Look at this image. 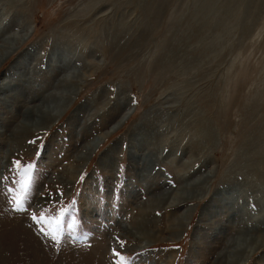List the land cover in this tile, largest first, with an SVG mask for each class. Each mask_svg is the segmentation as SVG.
I'll return each mask as SVG.
<instances>
[{
	"label": "rangeland",
	"instance_id": "obj_1",
	"mask_svg": "<svg viewBox=\"0 0 264 264\" xmlns=\"http://www.w3.org/2000/svg\"><path fill=\"white\" fill-rule=\"evenodd\" d=\"M233 5L218 1L229 28L205 17L196 0H0L3 31L31 29L0 62V82L14 78L0 87V128L26 107L16 97L52 99L59 74L50 58L58 46L78 48L73 58L84 72L49 127L0 138V264H96V245L104 264H117L113 250L125 264H211L243 221L261 213V188L250 186L262 182L252 162L258 144L257 158H264V7L248 28L234 20ZM199 177L194 198L170 204L177 191L191 195L184 185ZM143 220L156 234L152 241L120 228L139 231ZM20 222L44 242L45 255L20 246L12 229ZM168 222L171 229L182 224L181 233L170 236ZM240 264H264V241Z\"/></svg>",
	"mask_w": 264,
	"mask_h": 264
},
{
	"label": "bare ground",
	"instance_id": "obj_2",
	"mask_svg": "<svg viewBox=\"0 0 264 264\" xmlns=\"http://www.w3.org/2000/svg\"><path fill=\"white\" fill-rule=\"evenodd\" d=\"M218 1H211L210 0H196V2L198 3L199 6H201L202 8V13L204 12L205 17L212 19L214 17H217V20H222V24H229L228 26L225 25V27H229L232 26V23L228 21V19L225 18V16H219L218 17V13L219 11H217L219 9L218 7ZM226 2H228V4H235L233 5L234 7V11H233V16H235L234 20L236 19L237 21L240 18H243V23L245 26L248 27L249 23L251 25H253V21L255 19L256 16H254L255 14H258L260 11V8L264 7V0H224ZM235 3H233V2ZM141 2V1H140ZM210 2V3H209ZM220 3V2H219ZM223 3V2H221ZM223 6V4L221 5ZM231 8V7H230ZM229 8V9H230ZM199 9V8H198ZM221 9V8H220ZM200 10V9H199ZM198 10V11H199ZM223 11V10H220ZM229 11V10H228ZM196 12V11H195ZM224 12V11H223ZM222 12V13H223ZM221 13V12H220ZM226 15V14H224ZM243 15H245V17H243ZM203 17V18H205ZM202 18V17H200ZM206 18V19H207ZM229 18V17H228ZM208 20V21H209ZM235 20V21H236ZM212 22V21H211ZM207 24V22H206ZM209 24V23H208ZM215 24V23H214ZM241 24V23H240ZM239 24V25H240ZM204 25V24H203ZM210 25V24H209ZM219 25V24H218ZM234 25V23H233ZM220 26V25H219ZM204 27V26H203ZM214 27V26H213ZM216 27V26H215ZM243 27V26H242ZM4 27H0V62H2V60H4L8 54H10L12 51H15V49L17 48L18 44H20L23 40L26 39L28 32L31 30L28 27L27 28H22L20 30H16L17 32H6V28L5 31H3ZM221 28V27H219ZM246 28V27H244ZM249 28V27H248ZM29 29V30H28ZM222 29V28H221ZM227 29V28H226ZM243 29V28H242ZM110 30V29H109ZM108 30V31H109ZM215 29V32H217ZM224 30V29H222ZM246 30V29H245ZM116 32V31H115ZM209 32V30H208ZM221 32V30H220ZM223 32V31H222ZM31 33V32H30ZM102 33V32H101ZM114 33V32H113ZM212 33V32H211ZM106 34V33H105ZM110 34V33H109ZM219 34V33H218ZM107 37L110 38V40H115L117 39V35H113V34H106ZM215 35V34H214ZM221 35V34H220ZM211 37V36H210ZM216 37V36H215ZM101 38V37H100ZM212 38H210L211 40ZM215 39V38H213ZM118 40V39H117ZM77 41V40H76ZM214 42V41H213ZM217 44V43H216ZM213 47V46H212ZM216 47V46H215ZM81 48V47H80ZM31 49V48H30ZM76 49L78 48H73L69 46V43L67 42L66 46L61 45L57 47L58 52L53 53L51 58H50V66H52V70H53V74L54 73V69H56V73H58L59 75V79H57V82L55 83L57 86H59V88L57 87V90L52 92V99H49L46 96H40V95H33L31 99H27L26 101L21 100L20 97H16L13 103H24L23 106L25 107L24 110H20L19 112L14 113V116H18L19 118H17V122H15L14 124L9 123L8 126L4 127V129L0 128V138L5 139V137L3 136H7V141L8 139H11L12 137H14L15 135L17 136V132L19 131H23V132H31L34 131L36 128H39L40 124L41 126H46L49 127V125L52 124V121H54V119H57V115L60 114V112L63 110V108L66 106V104H68L69 102V97L68 96H73L78 90L79 87L75 86L77 83V80H79L80 78H82L84 76V72H82V69L80 68V60L77 61L76 58L73 57H77L80 54H82L81 52L77 51ZM27 50V49H26ZM31 51V50H30ZM22 52V51H21ZM28 52V51H27ZM49 54V53H48ZM23 57V56H22ZM35 57V56H34ZM38 57V56H37ZM10 58V57H9ZM41 58V57H40ZM22 59V58H21ZM20 59V60H21ZM79 59V58H78ZM81 59V58H80ZM166 60V59H165ZM168 60V59H167ZM166 60V61H167ZM182 61V60H181ZM163 62V61H162ZM186 62V61H185ZM183 63V62H182ZM33 64V63H32ZM188 64V63H187ZM31 65V64H30ZM47 65V64H46ZM49 66V67H50ZM54 66V67H53ZM10 67V66H9ZM31 69V68H30ZM49 69V68H48ZM8 72V71H7ZM13 72V71H12ZM48 72V71H47ZM21 73V72H20ZM32 74V73H31ZM13 76V75H12ZM4 77V76H3ZM51 77H53V75H51ZM18 78V77H17ZM50 78V77H49ZM11 79H14L10 76H5L1 82H0V87H4L6 86V84L8 85L9 81ZM21 79V78H20ZM26 79V78H25ZM56 79V78H55ZM16 81V80H15ZM55 81V80H54ZM21 83V82H20ZM66 83V84H65ZM12 84V83H11ZM30 84V83H29ZM54 84V83H53ZM23 85V84H22ZM27 85V84H25ZM55 85V86H56ZM53 86V85H52ZM51 86V87H52ZM25 87V86H24ZM29 87V86H28ZM36 87V86H35ZM67 87V88H66ZM54 88V87H52ZM29 89V88H28ZM32 89V88H30ZM34 90V89H32ZM32 92V91H31ZM28 94V93H27ZM1 95V93H0ZM46 95V94H45ZM68 95V96H67ZM16 96H18V93H16ZM24 97V96H23ZM1 98V96H0ZM25 98V97H24ZM71 98V97H70ZM12 99V98H11ZM7 102V101H6ZM10 103V102H9ZM7 105V104H6ZM13 105V104H12ZM3 106V105H2ZM4 106H5V101H4ZM4 108V107H3ZM8 108V106H7ZM6 108V109H7ZM127 114H129L128 111H126L121 117L120 119L114 123L112 125V127H108L109 129H107L103 134L95 137L94 139H92L90 141V143H88V148L89 150H93L98 144L99 142H101L102 139H104V136L108 135L115 126H117V124H119L120 122H122L124 120V118L127 116ZM1 115V114H0ZM3 116V115H2ZM5 116V115H4ZM127 118V117H126ZM4 119V118H3ZM45 122H48V125L44 124ZM200 129L204 130V127H201L203 124V122L201 123V121L198 120L197 123ZM119 126V125H118ZM7 129V130H5ZM39 130V129H38ZM37 131V130H36ZM208 131L209 134H212V131L209 127H206V130ZM20 134V133H19ZM18 134V135H19ZM201 134V133H200ZM208 134V133H207ZM18 137V136H17ZM23 137V136H22ZM22 137H20L19 139H21ZM28 138V137H27ZM31 138V137H30ZM212 138V136H211ZM262 138V137H261ZM24 139V138H22ZM253 139V138H252ZM18 140V138H17ZM25 140V139H24ZM212 141V139H210ZM138 141V140H137ZM259 141V140H258ZM251 142V141H249ZM254 142V141H253ZM252 142V143H253ZM18 143V142H17ZM23 143V142H22ZM262 143V142H261ZM149 145V144H148ZM251 145V143H250ZM259 145V144H258ZM255 147L258 152H261V149L258 147ZM138 146L139 150L138 153L137 151H135L136 156L138 157L141 156L143 154V156L141 157V161L143 163H145V161L148 159L146 157L147 153L143 152V148L140 147L138 144L136 145ZM254 146V144H253ZM260 146V145H259ZM263 146V145H262ZM261 146V147H262ZM12 147V146H11ZM254 148V147H252ZM140 149L142 151H140ZM251 149V148H249ZM255 149V150H256ZM248 149L244 150L248 153L247 151ZM84 151V150H83ZM243 151V152H244ZM92 152V151H91ZM242 152V153H243ZM252 152V151H251ZM250 152V153H251ZM263 152V151H262ZM90 153V151H89ZM88 153V154H89ZM132 152H130L131 154ZM134 153V152H133ZM239 153V154H242ZM258 153V154H259ZM257 154V153H256ZM257 154V156H259ZM255 155V154H254ZM241 156V155H240ZM247 157H249L248 155H245ZM257 156L255 158H253L252 162L256 163V167H254V171L258 172L259 177L262 179V182L260 183V185H258V182L254 181V184L251 185L250 187H258L261 188L260 190H257L256 192L260 193V196L257 199V204L259 206V208H261V213H259V215L257 216V214L253 215L250 220L245 219V221L240 222L242 223L239 227V232L237 234H235V237L233 239H231L229 242H227L226 247L217 252L216 251V257L213 259V261L211 262V264H240L241 261H243L245 259L246 256H248L251 251L252 248L256 245V243H259L260 241H264V231L259 230V228H261L262 226H264V168L259 167L260 163L263 162L262 164H264V158H257ZM132 157V156H131ZM136 157V158H137ZM151 157V156H150ZM79 158H81L82 160L85 159V154L84 152L81 153L79 155ZM250 161V160H249ZM134 162V161H133ZM246 162V161H245ZM248 162V161H247ZM240 163V162H238ZM244 163V162H243ZM144 165V164H143ZM242 165V164H241ZM146 166V165H145ZM248 166V165H247ZM252 166V163H251ZM264 166V165H263ZM243 168V167H242ZM251 169V168H250ZM246 171V169H245ZM253 171V172H254ZM1 173V170H0ZM245 180H249L248 176L245 175L244 176ZM202 179L204 180V177H199L196 180H194L193 182H189V183H185L184 188L186 189H192V194L189 195V191L185 192V194H183L182 192H175L172 200L170 201V204H174L175 202H179L183 199H191L194 198V194L198 191V184L200 183V181H202ZM232 180V179H231ZM254 180V179H253ZM257 180V177H256ZM244 182V180H242ZM248 183V182H247ZM194 184L195 187L192 188L190 185ZM246 185V184H243ZM197 186V187H196ZM247 186V185H246ZM245 187V186H244ZM249 188V187H248ZM201 189V188H200ZM256 189V188H255ZM201 191V190H200ZM187 193V194H186ZM225 194V193H224ZM235 195V194H234ZM239 195V194H238ZM259 195V194H258ZM231 195H229L230 197ZM200 197V196H199ZM202 197V196H201ZM235 197V196H234ZM239 198V197H238ZM230 199V198H229ZM228 199V200H229ZM224 201V200H223ZM222 201V202H223ZM224 204V203H223ZM230 206V205H229ZM228 206V207H229ZM236 206V205H235ZM232 207V206H231ZM211 212V211H210ZM242 213V212H241ZM185 215H187V213L185 211H183L180 215H177V217H175V220L180 221L185 219ZM143 223H141V229L138 230H128L127 228H124L123 226L120 227L122 228L127 234L133 235V237L137 238V239H144V241H152L153 238H156V234H153L152 232H154L152 230V228H146V220L142 221ZM179 223V222H178ZM254 225L253 227L254 230H251L249 225ZM138 224V223H137ZM167 226L165 227V230H169V234L170 236H174L176 237V235L178 234V232H180L181 228H182V224H179L177 227H174L171 229L170 227V223L168 222V224H166ZM139 226V225H138ZM146 226V227H145ZM153 227V226H152ZM259 227V228H258ZM258 228V229H257ZM13 230H17V237H19L20 239V246L24 243L25 245L28 246V248L31 250L34 249H42L43 251L46 250V246L44 244V242L35 234V232L28 227L26 224L20 222L19 224H16V226L14 228H12ZM138 229V228H137ZM257 229V230H256ZM164 231V230H163ZM181 233V232H180ZM179 233V234H180ZM178 234V235H179ZM173 237V238H175ZM162 239V237H158L157 239ZM134 239V238H133ZM19 241V240H18ZM225 243V242H222ZM23 244V245H24ZM220 247V245H219ZM218 247V248H219ZM27 250V249H26ZM215 250V249H214ZM29 251V250H28ZM33 251V250H32ZM42 253L45 255V251ZM36 252V251H35ZM41 252V251H40ZM40 252L38 254H40ZM37 253V252H36ZM215 253V252H214ZM90 256L92 257V260L96 261V264H104V254H103V248L101 245H96L93 248V251L91 253Z\"/></svg>",
	"mask_w": 264,
	"mask_h": 264
},
{
	"label": "snow or ice",
	"instance_id": "obj_3",
	"mask_svg": "<svg viewBox=\"0 0 264 264\" xmlns=\"http://www.w3.org/2000/svg\"><path fill=\"white\" fill-rule=\"evenodd\" d=\"M31 168H32V165L29 164V165L27 166V169H26V171H27L29 174H30ZM22 187L24 188L25 191L27 190V184H26V183L23 184ZM22 201H23V197H22V195H21L20 197H16V198L14 199L15 207L17 208V210H19V209L22 208V206H23ZM43 218H44V217H41V219H43ZM33 219H37V217L34 216ZM56 222H57V224L59 223L58 220H57ZM49 234L52 236V239H53L54 241L58 239V236H57L55 230L51 231ZM113 254H114L115 256L118 257L117 264H125V257H124L121 253H119V252L113 250Z\"/></svg>",
	"mask_w": 264,
	"mask_h": 264
}]
</instances>
